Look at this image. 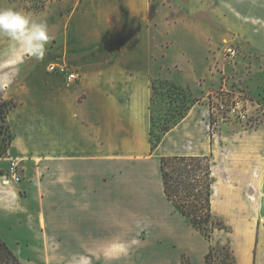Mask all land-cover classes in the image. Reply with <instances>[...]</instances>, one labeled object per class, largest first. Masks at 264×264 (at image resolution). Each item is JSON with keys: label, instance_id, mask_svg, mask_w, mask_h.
I'll return each instance as SVG.
<instances>
[{"label": "rangeland", "instance_id": "1", "mask_svg": "<svg viewBox=\"0 0 264 264\" xmlns=\"http://www.w3.org/2000/svg\"><path fill=\"white\" fill-rule=\"evenodd\" d=\"M81 1L92 8L102 0H0V8H15L34 19L46 20L54 38L42 61L21 55L18 64L15 61L9 66L8 40L0 37V108L4 102L7 107L16 103L7 112V121L0 117V138L7 139L11 130L15 139L14 149L3 156L6 158L0 169L9 179L5 183L17 185L25 195V184L34 181L46 194L48 160L20 155V149L43 156L60 148L54 146L53 140L62 138L65 104L49 96L50 88L65 87L71 91L78 83L64 82L49 66L63 62L74 65L75 53L64 48L65 31L61 27L69 20V11ZM150 1V21L140 28L138 37L142 41L145 34L151 52L143 71L152 73L151 87H155L151 101L154 133L161 134L164 125H172L180 110L186 113L188 107L197 105L204 119L203 110L209 111L215 177L212 209L226 225L223 229L214 228L212 238H206L209 249L212 245L216 249L211 262L223 264L230 247L234 264H264V186L258 191L251 187L255 181L253 172L264 173V0ZM55 43L63 44V48L58 49ZM229 49L235 50L236 55H231ZM57 51L61 56H54ZM25 90L34 94L30 96ZM237 99L248 111L247 118L230 114ZM72 153L75 154L74 148ZM13 161L18 163L20 182L11 179L9 168ZM109 170L113 167L105 162V176ZM22 202L15 206L23 215L9 218L0 212V237L26 264H64L62 238L47 236L46 244H42L37 221L47 228L45 207L37 203L36 196ZM158 208L163 214L167 210L163 202ZM48 210L51 212L49 207ZM55 214H51L48 231L63 235L64 207L57 208ZM158 220L157 215L148 216L154 233L150 239L138 241L141 246L130 250L132 253L124 259L130 258L133 264H156L155 257L149 260L148 253L154 249L149 242L156 243L155 249L163 245V253L165 245H171L168 238L157 242L161 226ZM182 240L181 245L191 254L183 253L200 263L206 246L204 238L187 234Z\"/></svg>", "mask_w": 264, "mask_h": 264}, {"label": "crops", "instance_id": "2", "mask_svg": "<svg viewBox=\"0 0 264 264\" xmlns=\"http://www.w3.org/2000/svg\"><path fill=\"white\" fill-rule=\"evenodd\" d=\"M69 12V20L61 29L65 31L64 48L75 53L74 65L70 66L79 73L78 84L71 91L55 87L49 92L65 104L63 135L53 140L60 148L43 156L20 149V155L48 160L46 194L35 181L25 184L26 195L21 193L17 185L4 182L0 169V212L9 218L23 215L17 206L36 196L48 216L47 228L37 221L42 244H46L47 236L62 238L64 264H133L124 256L141 246L138 241L151 238L154 232L147 220L153 214L161 225L157 242L168 238L171 245H165L163 253V245L155 249L156 243L149 240L154 248L148 253L149 260L155 257L156 264H182L183 252L191 254L181 245L182 236L188 234L204 238L206 244L201 262L191 263L208 264L205 255L209 241L165 195L161 158L210 155L209 111L203 110L204 119L193 105L151 150L152 73L143 71L151 52L145 34L142 41L138 37L140 28L150 21L151 1L102 0L92 8L81 1ZM56 44L63 48V44ZM7 45L10 48L9 41ZM8 48L7 65L18 64L21 54ZM14 142L12 139L8 153L14 149ZM4 158H0V168ZM105 162L113 167L107 176ZM263 174L253 172L252 189L263 188ZM161 202L166 204L164 214L158 208ZM59 207H64L63 235L48 231L51 214L56 215Z\"/></svg>", "mask_w": 264, "mask_h": 264}, {"label": "trees", "instance_id": "3", "mask_svg": "<svg viewBox=\"0 0 264 264\" xmlns=\"http://www.w3.org/2000/svg\"><path fill=\"white\" fill-rule=\"evenodd\" d=\"M152 87L153 89L155 88L154 86ZM151 101H153V96ZM14 106H16L14 102L8 107L6 102L3 103L0 108V117L3 122L7 121V112ZM190 108L191 106L187 108L186 113L183 110L178 111V118L174 123L172 125H164L162 133L155 135L153 128L155 122L153 108L151 107L150 141L152 151L157 148L163 136L187 115ZM8 128L10 129V126ZM12 139L11 130L7 139L0 138V158L8 153ZM213 166L212 155H176L163 156L161 158V172L166 197L186 217L192 227L209 240L212 238L214 228L223 229L226 227L222 220L216 218L212 209L213 184L215 182ZM215 250V246L212 245L209 252L205 255V260L208 264H213L211 258ZM222 260L223 264H234L235 257L230 247H227L226 254ZM0 264H26L1 237ZM182 264H191L190 256L186 253L182 254Z\"/></svg>", "mask_w": 264, "mask_h": 264}, {"label": "clouds", "instance_id": "4", "mask_svg": "<svg viewBox=\"0 0 264 264\" xmlns=\"http://www.w3.org/2000/svg\"><path fill=\"white\" fill-rule=\"evenodd\" d=\"M0 37L10 42V51L42 61L51 42L46 20L34 19L15 8H0Z\"/></svg>", "mask_w": 264, "mask_h": 264}, {"label": "built area", "instance_id": "5", "mask_svg": "<svg viewBox=\"0 0 264 264\" xmlns=\"http://www.w3.org/2000/svg\"><path fill=\"white\" fill-rule=\"evenodd\" d=\"M231 55H236V51L233 49H229ZM49 69L52 72L61 74L65 77V80L67 81L68 84H72L75 81L79 79V73L72 69L68 64L66 63H52L49 66ZM230 114L241 117V118H247L248 116V111L244 107L242 100H236L232 105L230 109ZM9 171L11 173V179L20 182L21 181V176L18 173V163L13 161L11 163V166L9 168ZM9 181L7 178V175L4 174V182Z\"/></svg>", "mask_w": 264, "mask_h": 264}]
</instances>
